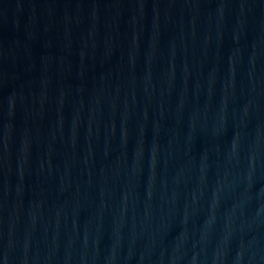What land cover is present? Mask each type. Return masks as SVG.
Returning a JSON list of instances; mask_svg holds the SVG:
<instances>
[{
	"label": "water",
	"instance_id": "obj_1",
	"mask_svg": "<svg viewBox=\"0 0 264 264\" xmlns=\"http://www.w3.org/2000/svg\"><path fill=\"white\" fill-rule=\"evenodd\" d=\"M0 264H264V0H0Z\"/></svg>",
	"mask_w": 264,
	"mask_h": 264
}]
</instances>
